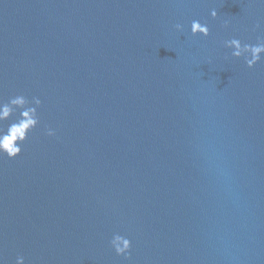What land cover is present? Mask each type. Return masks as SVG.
<instances>
[{
    "label": "water",
    "instance_id": "1",
    "mask_svg": "<svg viewBox=\"0 0 264 264\" xmlns=\"http://www.w3.org/2000/svg\"><path fill=\"white\" fill-rule=\"evenodd\" d=\"M258 37L261 0H0V100L42 101L0 156L5 264H264V57L223 43Z\"/></svg>",
    "mask_w": 264,
    "mask_h": 264
},
{
    "label": "clouds",
    "instance_id": "2",
    "mask_svg": "<svg viewBox=\"0 0 264 264\" xmlns=\"http://www.w3.org/2000/svg\"><path fill=\"white\" fill-rule=\"evenodd\" d=\"M264 3V0H261ZM213 19L218 17L217 10L212 9L210 13ZM228 22H224V27ZM256 28H260L257 23ZM175 29L178 32L184 31V26L177 23ZM192 36L210 35L209 26L202 24L199 20H193L190 24ZM224 47L231 50L230 56L244 60L248 68L257 65L264 57V38H257L255 44L242 43L238 38L225 40ZM42 101L39 97L29 99L23 94L10 97L7 101L0 100V156L6 155L9 159L16 158L22 151L21 145L28 139L29 134L41 124L39 108ZM45 134L49 137L56 135V130L45 126ZM110 247L117 256L123 257L125 261L132 260V241L125 235L114 233L109 241ZM0 264H5L3 257H0ZM15 264H25V257L17 255Z\"/></svg>",
    "mask_w": 264,
    "mask_h": 264
}]
</instances>
